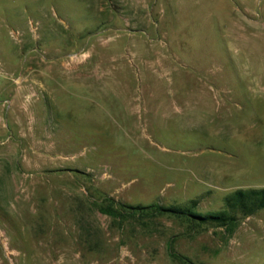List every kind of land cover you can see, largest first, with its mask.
Here are the masks:
<instances>
[{"label": "rangeland", "instance_id": "obj_1", "mask_svg": "<svg viewBox=\"0 0 264 264\" xmlns=\"http://www.w3.org/2000/svg\"><path fill=\"white\" fill-rule=\"evenodd\" d=\"M0 71V264H264L151 208L264 189V0H0Z\"/></svg>", "mask_w": 264, "mask_h": 264}, {"label": "trees", "instance_id": "obj_2", "mask_svg": "<svg viewBox=\"0 0 264 264\" xmlns=\"http://www.w3.org/2000/svg\"><path fill=\"white\" fill-rule=\"evenodd\" d=\"M224 208L218 211H211L206 213L194 212L190 207L181 206H160L151 205L152 211L157 214L168 213L178 217H184L196 223H211L217 226L232 225L238 215L247 216L255 213L264 207V189L263 188H237L231 193H228L223 198ZM104 213L115 215L117 213L115 207L109 206L106 208L100 207ZM119 213V211H118ZM169 254L184 262V257L176 253L172 248L171 240L168 241ZM186 261V260H185Z\"/></svg>", "mask_w": 264, "mask_h": 264}, {"label": "crops", "instance_id": "obj_3", "mask_svg": "<svg viewBox=\"0 0 264 264\" xmlns=\"http://www.w3.org/2000/svg\"><path fill=\"white\" fill-rule=\"evenodd\" d=\"M1 72V71H0ZM17 78V82L20 81L21 79H23L22 77H16ZM15 80V79H14ZM11 84V83H9ZM7 82V79H2L0 78V95H2V93H5V97L4 98H0V106H4L5 101H10V99L12 98L11 94H12V86H10ZM9 95V96H8ZM2 121V116H0V122Z\"/></svg>", "mask_w": 264, "mask_h": 264}, {"label": "built area", "instance_id": "obj_4", "mask_svg": "<svg viewBox=\"0 0 264 264\" xmlns=\"http://www.w3.org/2000/svg\"><path fill=\"white\" fill-rule=\"evenodd\" d=\"M30 24H31V28L35 29L36 28V24L33 23V21L30 20ZM22 32H20L19 30H12L11 31V35H14V37L20 39Z\"/></svg>", "mask_w": 264, "mask_h": 264}]
</instances>
